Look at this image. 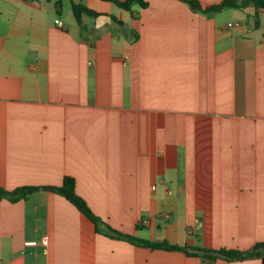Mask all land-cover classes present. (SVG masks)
<instances>
[{"label": "crops", "instance_id": "1", "mask_svg": "<svg viewBox=\"0 0 264 264\" xmlns=\"http://www.w3.org/2000/svg\"><path fill=\"white\" fill-rule=\"evenodd\" d=\"M68 1L0 0V187H42L0 198V264H264L110 238L43 188L72 177L94 215L145 241L263 242L264 10ZM79 2L99 13L83 29Z\"/></svg>", "mask_w": 264, "mask_h": 264}, {"label": "trees", "instance_id": "2", "mask_svg": "<svg viewBox=\"0 0 264 264\" xmlns=\"http://www.w3.org/2000/svg\"><path fill=\"white\" fill-rule=\"evenodd\" d=\"M59 1V0H58ZM115 4L117 7L125 10L132 11L134 6H138L140 9L147 7L146 0H102ZM185 2L193 11L200 12L202 14H213L221 12L225 9H244L249 6L260 8L264 10V0H222L218 4L211 6H202L197 0H180ZM71 11L76 23L81 29H83L81 18L82 16L97 17L98 12L87 8L83 3H72ZM42 187L38 186H27L19 187L14 190H5L0 187V198H7L11 201L17 199H26L32 193L37 192ZM53 191L68 202H70L82 215V217L90 223L97 233H104L110 238L123 239L134 245L150 248L153 250H165V251H180L187 255L198 256L206 260L224 259L228 261H242L251 258H259L264 263V241L254 244L252 247L246 250L236 249H203L201 255H196L189 252L190 248L179 245H172L166 241H145L132 236L123 235L116 230L105 224L99 217L94 215L85 201L79 197L75 192V181L72 177L64 176L60 186H49L43 187ZM103 227V231H102Z\"/></svg>", "mask_w": 264, "mask_h": 264}, {"label": "built area", "instance_id": "3", "mask_svg": "<svg viewBox=\"0 0 264 264\" xmlns=\"http://www.w3.org/2000/svg\"><path fill=\"white\" fill-rule=\"evenodd\" d=\"M55 24H56L57 26H62V23H61L59 20H55ZM46 240H47V237H46V236L42 237V239H41V244H43V245L46 244ZM25 245L36 246L37 243L34 242V241H29V242H26Z\"/></svg>", "mask_w": 264, "mask_h": 264}, {"label": "rangeland", "instance_id": "4", "mask_svg": "<svg viewBox=\"0 0 264 264\" xmlns=\"http://www.w3.org/2000/svg\"><path fill=\"white\" fill-rule=\"evenodd\" d=\"M58 1V0H57ZM68 0H59L58 1V3H57V7L59 6V5H63L64 6V8L66 9L67 7H68Z\"/></svg>", "mask_w": 264, "mask_h": 264}, {"label": "water", "instance_id": "5", "mask_svg": "<svg viewBox=\"0 0 264 264\" xmlns=\"http://www.w3.org/2000/svg\"><path fill=\"white\" fill-rule=\"evenodd\" d=\"M191 253H194V254H198V255H201L203 253L202 250H197V249H190L189 250Z\"/></svg>", "mask_w": 264, "mask_h": 264}]
</instances>
